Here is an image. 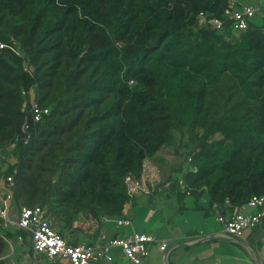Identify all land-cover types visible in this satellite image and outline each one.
Segmentation results:
<instances>
[{"label": "trees", "instance_id": "trees-1", "mask_svg": "<svg viewBox=\"0 0 264 264\" xmlns=\"http://www.w3.org/2000/svg\"><path fill=\"white\" fill-rule=\"evenodd\" d=\"M231 1L0 0V40L21 53L0 51L1 177L17 209L40 206L70 244L93 242L127 215L125 178L165 148L171 186L182 195L183 176L220 215L264 196V18L234 36ZM33 87L50 110L40 122L22 94ZM14 236L0 229V264Z\"/></svg>", "mask_w": 264, "mask_h": 264}, {"label": "built area", "instance_id": "built-area-1", "mask_svg": "<svg viewBox=\"0 0 264 264\" xmlns=\"http://www.w3.org/2000/svg\"><path fill=\"white\" fill-rule=\"evenodd\" d=\"M237 1L232 0L226 14L229 20L233 21L231 30L234 36H238L245 30L249 23L257 16H263L264 0H249L247 4L238 7ZM203 24L209 25L213 29H221L223 22L218 18H210L204 13L199 15ZM0 51H8L16 56H21L19 49L0 40ZM27 69V68H26ZM132 83V82H131ZM23 96L30 100L29 116L32 121L40 122L48 116L50 110L42 107L38 102L37 89L33 87L30 90H24ZM24 133V144L30 140V123L26 122L22 128ZM11 148L16 149V144L12 143ZM8 159L9 155H3L0 152V159ZM191 159H189V162ZM191 171L197 172L196 167H191ZM161 171L159 167L150 159L143 162L142 173L139 177L128 175L125 178L127 191L130 196H136L140 193L150 194L161 182ZM8 186L13 187V178H7ZM178 189L182 195L190 196L191 189L188 187L183 176H177ZM11 194L7 193L4 197L0 196V220L3 226L13 223L19 231L17 241L25 242L21 232L28 234L31 244L32 261L30 264H43L44 260H68L69 264H95L97 261H113L112 250L120 249L121 254L130 264H142L150 256V246L157 242L156 238L148 234L135 233L128 237H119L107 239L100 235L93 242H81L76 245L70 244L54 227L53 222L46 216L45 209L38 206L35 208L21 207L14 219L8 218V201ZM227 205L229 201H226ZM214 208H217L215 205ZM264 220V196H254L247 204L241 207H235L229 217L218 215L217 221L221 225L223 233L241 237L248 230L257 228ZM119 227H128L132 224L129 219H116ZM2 237H0V240ZM9 246L13 248L10 241ZM161 251L168 249L166 241L158 243ZM16 264V263H12Z\"/></svg>", "mask_w": 264, "mask_h": 264}, {"label": "crops", "instance_id": "crops-1", "mask_svg": "<svg viewBox=\"0 0 264 264\" xmlns=\"http://www.w3.org/2000/svg\"><path fill=\"white\" fill-rule=\"evenodd\" d=\"M235 1L242 7L249 0ZM162 156L166 157L164 161L167 163L169 156ZM159 159L161 158L157 157L153 162L161 167L162 160L159 162ZM161 175L162 182L159 186L150 194L136 195L128 205L124 219L131 220L132 224L128 227H119L116 219H104L102 235L107 239L128 237L135 233L154 236L157 242L150 246V256L142 264H250L256 263L257 260L264 264V220L252 234L245 233L243 240L227 235L223 233L217 221L220 211L210 206L207 195L200 197L179 195L167 179L169 173ZM224 216L229 217L228 212ZM109 223L115 225L116 229L107 232L104 226ZM0 229L15 235L13 238L15 243L12 239L9 240L13 248L9 246L2 263L30 264L32 252H24V242L17 241L19 232L13 223L5 227L0 220ZM230 237L237 241L231 240ZM162 241L168 244V249L164 252L158 247V243ZM15 248L21 255L19 254V258L16 259L9 258V252H15ZM111 255L112 262L97 261L95 264H130L120 249L112 250Z\"/></svg>", "mask_w": 264, "mask_h": 264}, {"label": "rangeland", "instance_id": "rangeland-1", "mask_svg": "<svg viewBox=\"0 0 264 264\" xmlns=\"http://www.w3.org/2000/svg\"><path fill=\"white\" fill-rule=\"evenodd\" d=\"M262 10L264 12V7H262ZM256 19V18H255ZM162 155H166V156H169V158H167V163L166 161H164L166 159V157L160 155V153L158 154V157L160 158H163L161 163H162V166L159 168L161 170V173H169V170L173 167V166H170V165H173L177 162L178 160V157L175 156L174 152H173V149L172 148H165L162 152ZM153 160H157V155L152 159ZM172 160V162H170ZM159 162H160V159H159ZM11 163V159L8 158V159H0V196L1 197H4L7 193H10L11 194V190H6L4 187H3V178L1 177L2 173L5 172L7 170V168L9 167V164ZM155 163V162H154ZM156 164V163H155ZM167 164V165H165ZM157 165V164H156ZM164 166V167H163ZM171 167V168H170ZM163 171V172H162ZM163 175V174H162ZM188 197V196H187ZM19 212V209H17L16 205H15V201L14 199H10L8 201V218L10 220H13L14 219V216H13V213H18ZM3 225V224H2ZM104 225V223H103ZM111 226V227H110ZM91 227V225H87V231H90L89 228ZM110 227V228H109ZM104 228H106V231L107 232H111L112 229H116L115 225H113L112 223H109V224H106L104 226ZM93 229V228H92ZM91 229V230H92ZM124 228H122L123 230ZM256 229V228H255ZM254 229H251V230H248L246 232L245 235L247 234H252L254 231ZM245 235L240 237L241 240L245 239ZM12 241L13 243H15V240L12 238ZM16 249V248H15ZM24 252H28L27 251V248L24 246ZM19 254L21 255V252L16 249L15 252H9V255L10 257L9 258H12V259H16V258H19ZM251 263H254V262H251ZM43 264H69L68 260H59V259H55V260H44L43 261Z\"/></svg>", "mask_w": 264, "mask_h": 264}, {"label": "water", "instance_id": "water-1", "mask_svg": "<svg viewBox=\"0 0 264 264\" xmlns=\"http://www.w3.org/2000/svg\"><path fill=\"white\" fill-rule=\"evenodd\" d=\"M231 238V240H233V241H237L235 238H233V237H230ZM238 242H240V241H238ZM241 243V242H240ZM256 264H262L259 260H257L256 261Z\"/></svg>", "mask_w": 264, "mask_h": 264}, {"label": "clouds", "instance_id": "clouds-1", "mask_svg": "<svg viewBox=\"0 0 264 264\" xmlns=\"http://www.w3.org/2000/svg\"><path fill=\"white\" fill-rule=\"evenodd\" d=\"M158 166V165H157Z\"/></svg>", "mask_w": 264, "mask_h": 264}]
</instances>
